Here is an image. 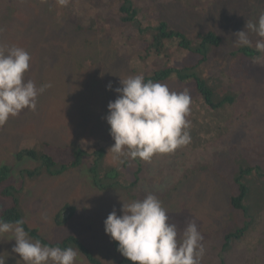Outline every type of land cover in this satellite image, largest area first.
<instances>
[{"label": "rangeland", "instance_id": "obj_1", "mask_svg": "<svg viewBox=\"0 0 264 264\" xmlns=\"http://www.w3.org/2000/svg\"><path fill=\"white\" fill-rule=\"evenodd\" d=\"M128 1L137 10L131 26L118 13L122 0H0V47H23L31 56L25 79L37 87L51 85L38 96L35 110L24 109L0 125V170L11 168L9 185L17 191L20 214L42 244L64 248L76 238L102 264H119L118 245L105 234L103 222L113 209L121 215L122 203L152 194L179 233L190 221L197 224L204 247L200 264H264V53L255 49L254 34L251 47L233 43L246 21L264 12V0ZM161 23L188 37L214 32L222 39L217 49L200 51V59L171 47L172 63L202 60L201 73H194L202 78L159 82L172 91H189L190 142L150 161L127 156L115 161L105 117L116 93L106 86L115 89L119 78L135 76L130 62L141 67L136 51L144 35L138 25L145 30ZM200 81L209 86L211 103L197 92ZM227 96L230 103L222 101ZM79 137L90 143L80 165L28 178L25 172L39 164L18 158L26 141L70 146ZM96 149L105 152L95 164L98 177L106 183L108 172L132 185L129 192L92 185L90 153ZM57 161L56 166L62 163ZM240 188L246 195L235 209L231 198ZM13 200L0 194V209ZM11 238L8 233L0 240V253L6 264H24L12 252ZM77 264L91 263L78 252Z\"/></svg>", "mask_w": 264, "mask_h": 264}, {"label": "clouds", "instance_id": "obj_2", "mask_svg": "<svg viewBox=\"0 0 264 264\" xmlns=\"http://www.w3.org/2000/svg\"><path fill=\"white\" fill-rule=\"evenodd\" d=\"M250 34L257 37L255 49L264 53V12L246 21L245 30L234 34L233 43L253 46ZM30 61L31 56L23 47H0V125L24 109L35 110L38 96L51 87H37L34 81L25 79ZM119 85L115 89L110 83L106 86L116 93V99L107 105L105 117L114 141L108 151L115 161L123 156L150 161L157 154L171 153L190 142L186 117L192 101L187 89L172 91L166 84L145 82L142 75L119 78ZM120 211L119 216L115 209L108 214L103 222L104 232L131 264H200L204 247L197 224L190 221L179 233L177 226L169 223L168 214L155 195L122 203ZM23 223L0 218V240L11 233L9 241H15L12 252L24 264H77L79 249L33 241ZM7 259L0 253V264H6Z\"/></svg>", "mask_w": 264, "mask_h": 264}, {"label": "trees", "instance_id": "obj_3", "mask_svg": "<svg viewBox=\"0 0 264 264\" xmlns=\"http://www.w3.org/2000/svg\"><path fill=\"white\" fill-rule=\"evenodd\" d=\"M128 0H122L120 4H118V13L123 14V21L128 23L131 26V23L134 19H136V12L134 8L128 6ZM138 31L141 32L144 37L142 38L141 43L139 44V48L136 52L139 53L137 58L141 60V67H138L134 61L130 62L129 68L131 69L134 75H142L145 82H163L167 81L170 77H175L180 82L190 79H196L199 81L202 78L201 75H196L194 73H201L198 71V68H201L200 60V51H206L208 49H217L222 39L220 35L214 32H198L195 37H188L183 31L171 29L166 24H160L159 26H155V28L149 27L148 29L142 30L138 25ZM176 44V45H175ZM175 47L176 51L188 50L189 52L199 54V59L196 63H172V56L169 54L171 47ZM205 53V52H204ZM158 59V62H154ZM162 59H167L165 63H162ZM205 64V63H204ZM137 70L140 72L137 74ZM198 83L196 90L198 93H201L205 99L211 103V90L209 86L202 81ZM230 96L224 97L222 101L230 103ZM215 106V103L211 104ZM63 144L62 142H60ZM58 143L57 146L51 145L49 143H40L34 140L26 141L25 145L21 148L18 158H22L27 156L31 158L33 161H36L39 166L33 171H26L25 173L28 175V178L36 176L38 174H46L48 176H55L60 173H63L67 170L73 169L80 165L84 156L88 153L89 142L86 139L76 138L72 141V145H60ZM98 145V144H97ZM90 157H92V164L90 165L91 172V183L95 188L98 189H120L124 188L126 191H130L132 185H124V182H118L114 178H112L109 173L105 174V177L108 181L103 183L98 175L95 164L97 159H103L105 156L104 150L96 149L92 153H90ZM62 159V163L58 166L57 160ZM46 168L44 169L40 168ZM140 167L138 168L139 171ZM21 176H24V171L20 172ZM11 176V168L9 166H4L0 170V185L4 182L6 183V188L0 190V194L3 198H12L13 204L6 208L0 209V218H3L7 222H15L18 220H23V227L25 231L28 233L30 239H37L36 230L28 227L24 219V215L20 214L17 199L15 198V193L17 192L15 187L9 183V177ZM9 185V186H8ZM246 195L245 189L240 188V194L238 196L231 198V203L233 208L239 209L241 208V202L243 195ZM70 217V216H69ZM69 217H67L64 221H66ZM66 245H71L75 249H79V251L90 261L91 264H102L95 256H93L86 248L83 246L79 240L76 238H69L64 244V248ZM119 264H131L130 261L125 259L121 255V259Z\"/></svg>", "mask_w": 264, "mask_h": 264}]
</instances>
